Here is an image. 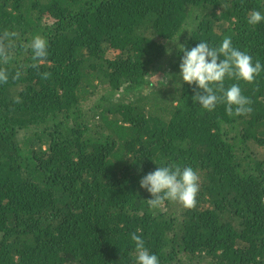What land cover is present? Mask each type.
I'll return each mask as SVG.
<instances>
[{"label":"trees","instance_id":"16d2710c","mask_svg":"<svg viewBox=\"0 0 264 264\" xmlns=\"http://www.w3.org/2000/svg\"><path fill=\"white\" fill-rule=\"evenodd\" d=\"M253 9L264 0H0V264H134L133 232L160 264H264V71L225 78L250 113L206 110L170 42L227 36L264 63ZM169 163L196 170L193 207L144 200L141 177Z\"/></svg>","mask_w":264,"mask_h":264},{"label":"clouds","instance_id":"9594fccd","mask_svg":"<svg viewBox=\"0 0 264 264\" xmlns=\"http://www.w3.org/2000/svg\"><path fill=\"white\" fill-rule=\"evenodd\" d=\"M262 22L264 12L253 9L248 13L249 25L256 26ZM11 36H15V33H4L5 38ZM170 42L175 45L180 61L175 77L179 78L182 86L195 85V92L191 97L194 105L211 110L218 102H223L229 113L242 115L252 111L251 101L243 94L240 85L233 83L225 87L224 81L227 77L253 82L264 71V63L258 59L254 61L247 51L233 46L231 37L227 36L217 46H211L205 40H200L193 47H186L179 40ZM28 47L33 59L39 60L48 55V41L42 35H34ZM166 54L171 55L172 49H167ZM8 78L7 71L0 68V82H6ZM139 187L149 194V198L144 200L150 208L161 207L167 201L191 208L196 204L199 176L192 166L178 163L156 165L153 171L141 177ZM131 241L135 245L134 264H160L157 254L146 247L141 235L131 233Z\"/></svg>","mask_w":264,"mask_h":264},{"label":"rangeland","instance_id":"374dc122","mask_svg":"<svg viewBox=\"0 0 264 264\" xmlns=\"http://www.w3.org/2000/svg\"><path fill=\"white\" fill-rule=\"evenodd\" d=\"M154 79H155L156 82L159 81V80H158V77H156V78H154ZM152 81H153V80H152Z\"/></svg>","mask_w":264,"mask_h":264}]
</instances>
